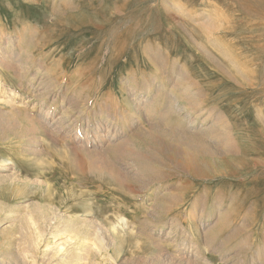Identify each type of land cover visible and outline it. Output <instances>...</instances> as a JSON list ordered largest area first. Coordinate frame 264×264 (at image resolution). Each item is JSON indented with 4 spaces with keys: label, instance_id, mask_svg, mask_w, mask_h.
Segmentation results:
<instances>
[{
    "label": "rangeland",
    "instance_id": "obj_1",
    "mask_svg": "<svg viewBox=\"0 0 264 264\" xmlns=\"http://www.w3.org/2000/svg\"><path fill=\"white\" fill-rule=\"evenodd\" d=\"M0 135L9 263L264 264V0H0Z\"/></svg>",
    "mask_w": 264,
    "mask_h": 264
},
{
    "label": "bare ground",
    "instance_id": "obj_2",
    "mask_svg": "<svg viewBox=\"0 0 264 264\" xmlns=\"http://www.w3.org/2000/svg\"><path fill=\"white\" fill-rule=\"evenodd\" d=\"M9 49V48H8ZM64 110V109H63ZM9 113V112H8ZM10 116H11V118H12V123H13V120H14V122H15V119L16 120H19L20 118L22 119L23 117H25V119H27V120H25L26 122L22 125H20V124H17L16 126L17 127H15V129H13V130H9L8 131V133H10V135L11 134H14L15 136H17V137H25L27 140L26 141H28L29 139H32V138H35L36 137V135L37 134H39V128H38V124H36L34 121H32L31 119H30V117L29 116H27V115H25V114H23V112L22 111H11L10 112ZM20 119V120H21ZM10 121V120H9ZM24 122V121H23ZM15 124H16V122H15ZM41 124V123H40ZM42 127V126H41ZM7 131V130H6ZM5 132V131H4ZM173 132V131H172ZM175 132V131H174ZM2 133V132H1ZM175 133H177V132H175ZM168 135V134H167ZM177 135V134H176ZM1 136V135H0ZM7 136V135H6ZM38 137V136H37ZM176 137V136H175ZM178 138V137H177ZM8 139V138H7ZM2 140L4 141V139L2 138ZM201 140V139H200ZM32 141V140H31ZM31 141H29L28 143H30ZM26 144V143H25ZM222 144V143H221ZM204 145V144H203ZM126 146V145H125ZM86 152V151H85ZM135 154V153H134ZM84 158V157H83ZM128 158V157H127ZM81 160V159H80ZM91 160V159H90ZM86 161V160H85ZM96 161V160H95ZM84 162V161H83ZM91 162V161H90ZM88 164V163H87ZM90 164V163H89ZM97 164V163H96ZM75 165H76V163H75ZM99 165V164H98ZM79 166V165H78ZM101 166V165H100ZM83 168V167H82ZM1 169V168H0ZM79 169V168H78ZM107 170L108 171H111V168L110 167H108L107 166ZM84 171V170H83ZM114 170H112L111 172H112V174H114V172H113ZM117 171V170H116ZM101 172H102V170H101ZM111 174V173H110ZM111 174V175H112ZM7 178V177H6ZM4 179L5 178H3V177H1L0 176V185H1V183H3L4 182ZM15 179V178H14ZM113 179H115V177L113 178ZM118 179H120V178H118ZM11 181H13V179L11 180ZM120 181V180H119ZM152 181V180H151ZM115 182V181H114ZM49 186V185H48ZM37 203V202H36ZM35 203V204H36ZM39 203V202H38ZM45 204V203H44ZM1 204H0V210H3V209H1ZM44 207L45 206H42V204H36L32 209V211H29V212H33L34 211V213L36 214L35 216H37L38 215V218L37 217H34V218H37L38 220L40 219H44L45 220V213H46V211L47 210H44ZM48 207V206H47ZM48 209V208H47ZM10 212H12V209H10L9 210ZM1 212V211H0ZM50 212V211H49ZM31 213H28V215L29 214H31ZM51 213V212H50ZM27 214V213H26ZM10 215V214H9ZM9 215H8V217H9ZM34 215V214H33ZM30 216V215H29ZM57 217V216H56ZM23 218H25V217H23ZM30 218L32 219L33 217L32 216H30ZM29 218V221L31 220ZM33 218V219H34ZM25 219H28V218H25ZM17 220V219H16ZM44 220H42V221H44ZM71 220V219H70ZM13 221V220H12ZM25 221V220H21L20 221V231H21V229H23V232H24V230L25 229H27V231H28V229H30V227L29 226H31V225H33V227H34V224H31V225H27L26 223H24L23 224V222ZM34 221V223H35V225H36V228H35V230H32L31 232L34 234V232L36 231V229H39V226H41L40 225V223L41 222H39V224L37 223V221H35V220H33ZM78 220L76 219V221H66L65 223H64V227L62 228V230L66 233V235L68 236V239H72V238H74V237H77V239L76 238H74V239H76V241H75V243L72 245V247H70V249L68 250L67 248H66V250H68V251H66V253H61V255L58 257V261L59 262H62L63 264H79L80 262L82 263L83 262V260L87 257V255H86V257H85V252L86 251H88V250H86L85 249V251H83L82 249V251L81 252H77V248H78V243L79 242H84L85 241V243H87L88 241H91L90 239L93 237V236H91L90 234H88L87 233V227H89V225H88V223L87 224H85L84 222V224H82L80 221H79V223L77 222ZM82 221V220H81ZM119 221H121V225H124V224H126L125 223V221H123L122 219H120ZM17 222H18V220H17ZM44 222H46V221H44ZM48 222V221H47ZM53 223V222H52ZM62 223V222H61ZM124 223V224H123ZM120 224V223H119ZM43 225V224H42ZM25 226V227H24ZM57 226V225H56ZM62 225H60L59 227H61ZM125 226V225H124ZM32 227V226H31ZM32 227V228H33ZM16 228V227H15ZM42 228H44V227H42ZM58 228V227H57ZM34 229V228H33ZM59 229V228H58ZM91 229V228H90ZM89 229V230H90ZM111 229V228H110ZM113 229H115V227L113 228ZM16 231H17V229H15ZM19 230V229H18ZM40 230H42V229H40ZM88 230V231H89ZM116 230V229H115ZM61 231V230H60ZM11 232V231H10ZM19 232V231H18ZM17 232V233H18ZM26 232V231H25ZM90 232V231H89ZM19 233H21V232H19ZM55 233H56V231H55ZM62 233V232H61ZM64 233V234H65ZM28 234H29V231H28ZM27 234V235H28ZM58 233H56V234H54V235H57ZM63 234V233H62ZM14 235H16L15 233H14ZM22 235V234H21ZM26 235V236H27ZM30 235H32L31 233H30ZM50 235H51V233H50ZM59 235V234H58ZM89 235L91 236V238H89ZM94 235V234H93ZM43 236V235H42ZM10 237V236H9ZM31 237V236H30ZM33 237H35L37 240L39 239L40 240V232H39V230H37V232H35V234H34V236ZM13 238V237H12ZM16 238V237H15ZM18 238V237H17ZM24 238V237H23ZM42 238V237H41ZM87 238H89V240H87ZM96 240L98 239V237H94ZM11 239V238H10ZM19 239V238H18ZM17 239V240H18ZM94 239V240H95ZM22 240H24V239H22ZM31 240H32V237H31ZM87 240V241H86ZM96 240H95V242H94V244H96ZM15 241V240H14ZM29 241H30V239H29ZM69 241V240H68ZM10 242V241H9ZM20 242V240H18V243ZM24 242L26 243V241L24 240ZM64 242V241H63ZM66 242V241H65ZM92 242V241H91ZM18 243H17V245H18ZM24 243V244H25ZM31 243V242H30ZM30 243L27 241V243L24 245L22 242H20V244L21 245H24V247H23V250H22V252L24 253V254H26V256H24V257H27V254L28 253H31V255H32V251H31V246L32 245H30ZM19 244V245H20ZM35 244V243H34ZM71 244V243H70ZM98 244V243H97ZM47 245V244H46ZM62 245L63 244H61V243H59V244H56V245H54V247L53 248H55V250H53V251H56V254L59 252L60 253V250L62 249ZM79 245H80V243H79ZM98 245H100V244H98ZM17 247V246H16ZM21 247V246H20ZM21 247V248H22ZM65 247V246H64ZM64 247H63V249H64ZM49 248V247H48ZM51 248V247H50ZM4 249V248H3ZM8 249V248H7ZM33 249H34V247H33ZM51 250V249H50ZM49 250V251H50ZM65 250V249H64ZM11 251V250H10ZM34 251H35V249H34ZM6 251L4 250V253H5ZM1 253H3V252H1ZM8 252H6V254H7ZM9 253H11V252H9ZM7 254V255H9L10 256V254ZM21 253V252H20ZM18 254V255H21V254ZM35 253V252H34ZM48 253H51V252H48ZM54 253V252H53ZM87 253V252H86ZM90 253V251H88V253L87 254H89ZM55 254V253H54ZM4 255V254H3ZM7 255H5V256H7ZM16 255V254H15ZM30 255V254H29ZM46 255V254H45ZM44 256V255H43ZM48 257H49V254H48ZM56 257V256H55ZM91 257H92V254H91ZM4 258H6V257H4ZM11 258H12V260L10 261L11 263H9V261L7 262L6 261V259H3V258H1L0 257V264H22L21 263V261L19 260V258H17V257H15V256H11ZM36 258V257H35ZM54 258V257H53ZM87 258H90V257H87ZM86 258V259H87ZM20 259H22V258H20ZM23 260V259H22ZM43 260V259H42ZM45 260V259H44ZM44 260L42 261V262H44ZM51 260H53V259H51ZM31 261V260H30ZM36 261V260H35ZM56 261V260H55ZM87 261H89V260H87ZM91 261H93V259L91 260ZM31 262H33V261H31ZM41 263V262H40ZM90 263V262H89ZM42 264V263H41ZM45 264H49V261H46V263ZM52 264V263H51ZM91 264V263H90Z\"/></svg>",
    "mask_w": 264,
    "mask_h": 264
}]
</instances>
